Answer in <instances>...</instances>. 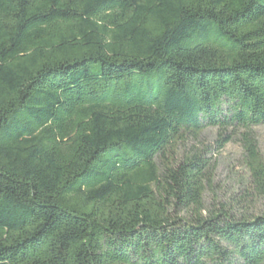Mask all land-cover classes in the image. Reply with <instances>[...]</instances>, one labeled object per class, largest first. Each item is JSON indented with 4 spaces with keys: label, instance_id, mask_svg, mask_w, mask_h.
<instances>
[{
    "label": "trees",
    "instance_id": "16d2710c",
    "mask_svg": "<svg viewBox=\"0 0 264 264\" xmlns=\"http://www.w3.org/2000/svg\"><path fill=\"white\" fill-rule=\"evenodd\" d=\"M261 124L264 0H0V264H264Z\"/></svg>",
    "mask_w": 264,
    "mask_h": 264
},
{
    "label": "rangeland",
    "instance_id": "374dc122",
    "mask_svg": "<svg viewBox=\"0 0 264 264\" xmlns=\"http://www.w3.org/2000/svg\"><path fill=\"white\" fill-rule=\"evenodd\" d=\"M221 129L207 127L199 136L190 137L180 146V154L196 149L208 158L212 166V190L207 189L209 197L217 194L219 199L225 200L231 193H240L248 173L243 165V148L239 136L234 134L222 147L218 146V133ZM231 128L224 131L227 135ZM258 149L264 158V124L251 128ZM256 205L252 210H256Z\"/></svg>",
    "mask_w": 264,
    "mask_h": 264
}]
</instances>
